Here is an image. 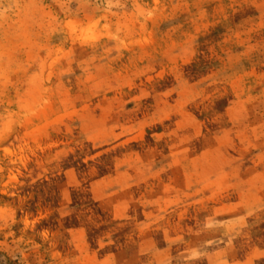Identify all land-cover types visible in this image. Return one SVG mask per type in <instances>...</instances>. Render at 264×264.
<instances>
[{"label":"rangeland","instance_id":"374dc122","mask_svg":"<svg viewBox=\"0 0 264 264\" xmlns=\"http://www.w3.org/2000/svg\"><path fill=\"white\" fill-rule=\"evenodd\" d=\"M262 190L264 0H0V264H264Z\"/></svg>","mask_w":264,"mask_h":264},{"label":"crops","instance_id":"0c3cea01","mask_svg":"<svg viewBox=\"0 0 264 264\" xmlns=\"http://www.w3.org/2000/svg\"><path fill=\"white\" fill-rule=\"evenodd\" d=\"M247 197H253L257 201H260V202H262L264 204V190L256 192L254 194L243 193V198H247Z\"/></svg>","mask_w":264,"mask_h":264},{"label":"trees","instance_id":"16d2710c","mask_svg":"<svg viewBox=\"0 0 264 264\" xmlns=\"http://www.w3.org/2000/svg\"><path fill=\"white\" fill-rule=\"evenodd\" d=\"M78 196H81L82 198L85 197V195L82 193H79ZM84 199V198H83Z\"/></svg>","mask_w":264,"mask_h":264}]
</instances>
